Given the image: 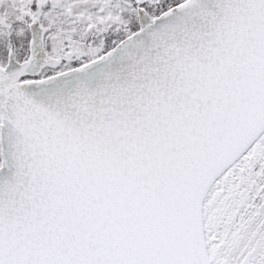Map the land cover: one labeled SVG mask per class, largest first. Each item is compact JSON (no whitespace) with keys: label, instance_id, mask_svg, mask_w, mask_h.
Returning a JSON list of instances; mask_svg holds the SVG:
<instances>
[{"label":"snow or ice","instance_id":"obj_1","mask_svg":"<svg viewBox=\"0 0 264 264\" xmlns=\"http://www.w3.org/2000/svg\"><path fill=\"white\" fill-rule=\"evenodd\" d=\"M0 264H264V0H0Z\"/></svg>","mask_w":264,"mask_h":264}]
</instances>
